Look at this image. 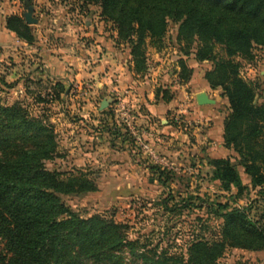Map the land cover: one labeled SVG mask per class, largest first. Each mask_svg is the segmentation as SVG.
<instances>
[{
	"label": "trees",
	"instance_id": "obj_1",
	"mask_svg": "<svg viewBox=\"0 0 264 264\" xmlns=\"http://www.w3.org/2000/svg\"><path fill=\"white\" fill-rule=\"evenodd\" d=\"M65 1V0H62ZM101 9L102 18L115 29V44L129 49L137 75L147 70L145 46L160 49L168 24L177 25V42L189 49L196 44L195 60H213L215 46L227 58L252 60L254 47L264 48V0H78ZM4 28L16 39L33 46L36 38L24 20L4 19ZM185 54H188L185 50ZM179 76L186 84L191 71L179 61ZM240 64L216 61L205 80L210 89H220L229 114L223 122L222 145L237 154V165L250 177L261 203L260 215L251 214V203L239 209L228 203L208 205L222 226L219 241L192 242L187 259L172 261L160 256L136 254L123 227L101 216L79 217L63 197L93 193L97 189L81 169L70 173L49 170L47 162L58 158V141L53 123L46 115H32L18 103L0 105V264H217L226 246L251 252L264 249V103L254 104V83L239 76ZM67 93L57 82L43 87V106L60 103ZM156 100L174 99L168 90L157 89ZM44 107V111L47 108ZM213 180L222 188L245 186L229 159L211 161ZM159 180L163 186L165 181ZM191 201L198 199L195 196ZM253 202V203H254ZM191 208L204 206L188 205ZM191 204V203H190ZM129 250V259L124 256ZM132 260V261H128ZM140 260V261H139Z\"/></svg>",
	"mask_w": 264,
	"mask_h": 264
},
{
	"label": "rangeland",
	"instance_id": "obj_2",
	"mask_svg": "<svg viewBox=\"0 0 264 264\" xmlns=\"http://www.w3.org/2000/svg\"><path fill=\"white\" fill-rule=\"evenodd\" d=\"M0 10H2L0 19L17 16L24 22V15L30 12L35 23L27 25L36 38V44L33 46L17 39L27 46L14 47L11 43H6L0 47V105L18 103L32 115L44 113L53 123L59 155L58 158L46 163L47 169L64 174L70 172L74 174V170L81 169L87 174L88 179L94 182L97 189L93 193L63 197V202L70 210L79 217L98 215L121 225L127 240L135 243L137 255L142 253L150 258L160 256L161 259L168 258L172 261L181 259L185 261L187 249L194 241L220 240L222 222L209 211L208 205L228 203L231 208L243 209L252 203L256 212L253 209L251 214L260 215L263 205L254 202L258 198L259 188H252L250 177L244 173L240 165H237L239 160L237 154L223 147V130L219 132L217 128V122L222 121L223 125L229 114L227 100L222 96L220 89H210L205 74L213 70L216 61L237 62L240 64L239 76L247 82L254 83V104L264 103L263 47H254L253 59L248 61L238 57L227 58L222 47L217 45L212 52L213 60L196 61L197 45L193 44L187 49L184 42H177V25L170 22L160 49L150 46L148 39L145 40L147 41L145 75H137L132 67L131 72L135 76L145 77L144 81L147 82L145 87L153 93L159 88L168 90L173 94V100L178 107L183 104L182 96L203 89L210 91L220 101L213 110L215 113V116L212 115L213 124L212 120L209 122L184 120L179 124L173 121V128L178 129L180 137L168 145L157 147L156 137L159 139L162 136L157 118H154L155 125L151 127L135 122L137 107L133 108L130 103L128 104L131 102L130 98L128 102H123L121 97L119 102L129 110L128 124L122 121V111L116 100L115 109L112 108L113 112L110 114L108 138L91 139L90 136L105 125L106 115L100 112L107 108L99 112L100 102L94 101L91 105L83 103L77 98V88L70 84L64 85L68 97L64 96L62 102L45 107L38 101L37 96L39 94L41 98L43 97V87L46 84H43V33H36L38 29L36 24L37 20H41L40 27L43 26L45 18L46 23L50 21L47 26L51 23L56 26L58 20L64 21L67 17L64 27H71V23L75 21L77 33H92L93 29L98 30L93 33H116L113 25L105 22L100 16L101 9L98 6L86 7L78 0H0ZM39 29L43 32V27ZM66 30L68 32V29ZM69 32L73 33L71 30ZM123 46L128 48L126 45ZM185 50L188 54H185ZM179 61H184L186 68L191 71L186 84H182L180 80ZM157 67L161 69L154 79H158L160 83L152 89L149 81ZM182 86L188 88L183 89ZM88 89H90L88 84H85L80 91ZM115 90L112 91L114 98L117 95ZM69 97L71 102L68 101ZM44 107L47 108L46 111ZM77 107H83L84 110L77 112ZM106 118L109 119V114ZM129 127L132 128L135 137ZM137 137L139 141L136 140ZM262 141L264 143V135ZM140 142L146 144L148 150H142ZM104 143L107 148L105 151L102 148ZM78 146H81L82 150L87 149V146L93 147V151L98 152L97 157L104 153L111 156L104 155V159L101 157L100 162L94 166L84 160L80 163L81 166L77 162V152L73 151ZM151 155L156 159H152ZM124 158H127L126 162L123 161ZM214 159H229L236 165L241 183L246 188L239 197L236 196L235 188L226 191L220 182L213 180L214 169L211 161ZM160 174L165 186L159 180ZM192 196L198 199L191 201L189 198ZM200 201L205 205L199 208L185 206V203L200 205ZM129 255V250H126L124 256L129 259ZM217 264H264V249L251 252L226 246Z\"/></svg>",
	"mask_w": 264,
	"mask_h": 264
},
{
	"label": "crops",
	"instance_id": "obj_3",
	"mask_svg": "<svg viewBox=\"0 0 264 264\" xmlns=\"http://www.w3.org/2000/svg\"><path fill=\"white\" fill-rule=\"evenodd\" d=\"M0 13H2V10H0ZM66 19L67 17L64 18V21L63 19L61 21L58 20L56 26L52 25V23L47 26L50 21L46 23L45 18H43V26L41 27V20H37L38 29H36V33H43V84L54 85L57 82L66 86L70 84L77 88V98H80L87 105H91L94 101L107 102V109L101 112V104L99 105V112L106 115L104 119L105 125L102 126L101 130L98 129L96 130L97 132H92L94 134L90 136L91 139L94 137L95 139L100 137L108 138L109 133L107 131L110 129L108 124L111 122L110 114L113 112L112 108L115 109L114 102L116 100L119 102L121 97L123 102H128L130 98L131 102H128V104L130 103L132 107H137L135 122L151 127L155 125L154 118H157L162 135L159 139L156 137L157 147L158 145L160 147L164 144L168 145L180 137L178 129L173 128V121L179 124L184 122V120L188 122H196L197 120L199 122L202 120L209 122L212 120L213 124V116H215L213 110L220 104V101L210 91L203 89L195 93L191 92L187 96H182L183 104L179 107L174 100L169 103H163L160 99L156 100L153 91L145 87V84H147L144 81L145 77L135 76L131 72L132 64L129 50L123 45L115 44V33H93L96 29H93L92 33H77L78 27L74 24L75 21L71 23L73 28L70 26L64 27ZM42 27L43 32L39 29ZM66 29H68V32ZM70 30L73 33H70ZM6 43H11L14 47L18 45L27 46L19 42L12 33L6 31L4 20L0 19V47H3ZM160 69L161 67L155 68L153 78L149 81L152 89L159 86L160 81L154 79V76L159 74ZM85 84H88L90 89L81 92L80 90ZM182 87L183 89L188 88L187 86ZM113 90L117 93L115 98L112 94ZM201 92L206 93L209 99L214 101V104L198 106L195 103V96ZM105 95H108V97ZM64 96L67 98L68 93L62 96V101ZM68 101L71 102L70 97ZM85 104L84 106L86 107ZM77 108V112L84 110L83 107ZM189 110L193 112H188ZM108 114L109 119L106 118ZM149 118L151 120H148ZM217 128L219 132L223 130L222 121L217 122ZM105 143L102 146L104 151L107 149ZM94 147L96 148V146ZM82 149L81 146H78L73 150L77 152L76 156L79 165L84 160H87L88 163L94 166L98 164V161L100 162L101 157L103 158L104 155L106 157L111 156L109 153H104L97 157L98 152L93 151V147L90 146H87L85 150ZM122 153L126 154L125 152ZM126 159L124 158L123 161L125 160L126 162ZM79 165L77 167H80Z\"/></svg>",
	"mask_w": 264,
	"mask_h": 264
},
{
	"label": "water",
	"instance_id": "obj_4",
	"mask_svg": "<svg viewBox=\"0 0 264 264\" xmlns=\"http://www.w3.org/2000/svg\"><path fill=\"white\" fill-rule=\"evenodd\" d=\"M24 18H25V22L26 24L28 25H31V24H34L35 21H33L31 19V13L28 12L27 14L24 15ZM195 103L198 105V106H206V105H213L214 104V101L209 99V97L207 96L206 93L204 92H201V93H198L196 96H195ZM107 107V102L106 101H103L100 105V110L104 109Z\"/></svg>",
	"mask_w": 264,
	"mask_h": 264
},
{
	"label": "built area",
	"instance_id": "obj_5",
	"mask_svg": "<svg viewBox=\"0 0 264 264\" xmlns=\"http://www.w3.org/2000/svg\"><path fill=\"white\" fill-rule=\"evenodd\" d=\"M117 106L121 109V114H122V121L124 122V123H126V124H128V121L130 120V117H129V110H128V108L126 107L125 108V105H123V104H121L120 102L119 103H117ZM130 128V127H129ZM131 130H130V132L133 134V136L135 137V135H134V132L132 131V128H130ZM136 140H138L139 141V137H137L136 138ZM140 148L142 149V150H144V151H146V150H148V146L146 145V144H144V143H141L140 142ZM151 158L152 159H156L154 156H152L151 155Z\"/></svg>",
	"mask_w": 264,
	"mask_h": 264
}]
</instances>
